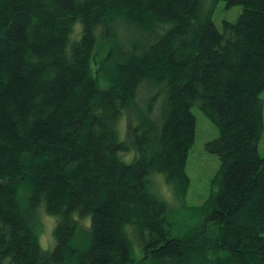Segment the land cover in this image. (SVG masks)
I'll use <instances>...</instances> for the list:
<instances>
[{
  "label": "trees",
  "instance_id": "trees-1",
  "mask_svg": "<svg viewBox=\"0 0 264 264\" xmlns=\"http://www.w3.org/2000/svg\"><path fill=\"white\" fill-rule=\"evenodd\" d=\"M220 1L243 8L223 31ZM263 91L264 0H0V264H264ZM194 106L216 232L176 236L149 178L184 205Z\"/></svg>",
  "mask_w": 264,
  "mask_h": 264
},
{
  "label": "rangeland",
  "instance_id": "rangeland-1",
  "mask_svg": "<svg viewBox=\"0 0 264 264\" xmlns=\"http://www.w3.org/2000/svg\"><path fill=\"white\" fill-rule=\"evenodd\" d=\"M204 1L208 6L211 4V0ZM242 10V6L227 8L226 2L220 1L215 8L213 22L220 31H223V23H235ZM261 98L264 101V91ZM192 112L196 118V138L188 154L187 174L190 178V188L184 205L175 202L172 188L166 183L165 176L162 174L155 173L149 178L150 189L167 204L168 221L173 224V233L176 236L182 235L191 228L206 229L209 235H215L216 229L206 226L207 222L203 216L201 217L193 211L195 207L203 205L208 199L212 179L219 169L218 156L210 153L206 148L207 143L219 136V129L198 106H194ZM126 128V119L123 118L119 123L121 140L126 137ZM259 153L264 157V133L259 143ZM132 158L133 155L131 154L124 155V160L127 162L131 161ZM40 220L41 246L46 251H52L55 248L54 231L57 226V219L47 215L41 209ZM89 222L90 220L84 219L80 221V225L86 226ZM5 264H10L9 260L5 261Z\"/></svg>",
  "mask_w": 264,
  "mask_h": 264
}]
</instances>
